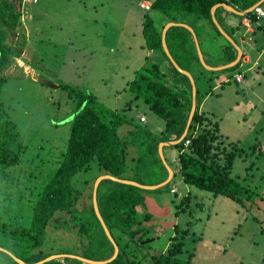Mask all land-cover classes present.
Returning a JSON list of instances; mask_svg holds the SVG:
<instances>
[{
	"label": "trees",
	"instance_id": "obj_1",
	"mask_svg": "<svg viewBox=\"0 0 264 264\" xmlns=\"http://www.w3.org/2000/svg\"><path fill=\"white\" fill-rule=\"evenodd\" d=\"M224 1L236 5L240 11L253 4L248 3V0H153L150 10L164 16L165 20L157 26L155 17L144 15L142 32L145 43L148 49L157 52L164 60L147 59L123 90L130 92L136 105L143 102L157 118L164 121L160 132L156 133L149 124L128 116L126 111L131 108L130 102L118 110L107 107L90 92L62 85L68 89L75 110L69 121L66 146L57 156L54 169L41 181L37 179L40 174L34 169L27 175L25 183L23 178L6 186V170L20 163L23 151V143L16 136L15 124L10 120L1 96L6 82L4 70L11 60L20 55L15 54V46L7 42V37L18 26L21 11L17 9L16 2L20 4L21 0H0V264H7L2 257L9 259L11 264H20L14 256L27 264L46 258L48 255L41 251L25 257L18 249L23 246L27 252L40 247L49 223L56 229L64 227L77 230L83 236L88 243L87 249L95 254L79 256L105 260L113 255L114 246L95 214L92 201L77 208V202L86 188L79 190L75 186L76 176L95 164L98 174H110L144 185H155L165 180L167 169L159 155L158 145L171 138H181L189 121L192 93L190 80L174 66L162 46V29L168 22L185 23L189 18L192 19L190 23L200 20L215 27L211 8ZM245 14L252 22H256L251 11ZM165 34L169 52L183 70L191 71L194 64H199L193 36L188 28L173 24ZM229 46L223 52L225 63L235 59V52ZM10 56L13 59L10 60ZM200 71L199 74H203L204 70ZM203 95L197 94L198 102L188 124V133L174 144L179 151L181 177L186 184L194 185L213 196H226L244 206L256 195L260 196V192L231 175L234 160L243 153V149L238 148L237 143L226 142L227 137L220 132L218 121L199 110ZM124 124L132 126L128 136L119 132ZM186 139L189 140L188 144H185ZM16 143L17 147L14 146ZM131 147L135 156L131 154ZM248 167H253V163ZM98 174L91 181L85 180L88 191H92ZM170 183L168 181L160 187L146 189L111 178L99 182L96 189L98 209L118 246L116 257L101 264H141V260H145L144 264L191 263L193 253H188L187 258L180 257L184 244L181 239L171 241L160 254L149 255V258L140 255V241L148 240L146 234L149 227L144 223L151 218L145 209V193L158 192L163 188L169 191ZM14 185L17 188L16 202L7 200L6 196L7 189L12 190ZM189 196H183L187 202L190 201ZM88 197L91 199L92 193ZM183 203L186 202L181 201ZM138 206L143 208L142 212L137 210ZM64 212L68 217L63 215ZM175 214H178L177 208ZM174 227L176 229L177 224ZM180 231L182 237L192 233L190 222ZM70 254L74 256L60 257L59 261L51 260L59 264H97L85 262L75 253ZM49 262L45 260L40 264Z\"/></svg>",
	"mask_w": 264,
	"mask_h": 264
},
{
	"label": "rangeland",
	"instance_id": "obj_2",
	"mask_svg": "<svg viewBox=\"0 0 264 264\" xmlns=\"http://www.w3.org/2000/svg\"><path fill=\"white\" fill-rule=\"evenodd\" d=\"M23 1L22 10L16 2L17 9L21 11L18 26L7 37V42L15 46V54L20 55L14 60L10 56L11 62L4 70L6 82L1 93L9 118L15 124L16 136L23 143V151L20 163L6 170V186L23 178L25 183L27 175L34 169L40 174L37 179L41 181L54 169L57 156L66 146L69 121L75 110V103L66 89L69 86L92 93L110 108L120 110L130 102L131 108L126 111L128 116L136 120L137 114L144 112L149 121L156 118L162 125L163 120L157 118L146 104L140 101L136 105L130 92L123 89L135 76L133 66L139 64V60L145 57L143 52L148 51L146 43L142 42L144 15L155 17L157 26L165 20L164 16L156 11L143 10L140 7L142 0H100L102 7L98 6L97 0H91L96 2L95 11L88 5L68 8L71 2L66 0H53L50 4L43 2L40 9L32 10L39 4ZM152 1L143 0L141 4L150 6ZM255 1L248 0V3ZM260 23L264 24V19ZM208 36L206 33L205 37ZM202 48H210L215 55L221 53L220 47L214 45L206 48L202 45ZM149 56L147 59L150 60L162 58L154 51ZM36 77L57 86L49 87ZM231 85L236 87L239 84L233 80ZM237 89L240 90V86ZM214 97L209 98L205 105L214 103ZM204 112L207 115L205 108ZM249 126H252L251 121L236 122L232 124L233 131L237 132L236 140L227 136L226 142L237 143L238 148L243 149V153L234 160L231 175L239 182L256 188L260 196L256 195L242 206L218 195L215 202L220 198L225 200L216 204L212 200L216 196L209 198L212 194L194 185H186L177 175L170 183L172 188H177V194L172 195L166 188L151 193L161 202L165 200L169 208L155 218L153 224L146 225L149 227L146 235L151 241L141 240L146 242L139 247L140 255L149 258V255L160 254L171 241L181 239L184 244L180 257L194 254L190 264H264V134L260 130L253 132L254 128H260L258 125L248 129ZM251 163L253 167H248ZM97 174L98 168L93 164L89 170L77 174L75 186L84 190L87 188L85 180L91 181ZM7 192V200L16 202V185L12 190L8 188ZM187 194L190 195L188 202L183 197ZM169 198L174 201H168ZM91 199L85 194L79 198L77 208L93 202ZM181 201L186 203L181 204ZM176 208L178 214H175ZM63 215L68 217L66 212ZM189 222L193 232L182 237L180 230ZM174 223L177 224L176 229ZM87 245L77 230L56 229L49 223L40 247L25 252L20 246L18 252L30 257L41 251L59 261L60 257H73L70 253L94 255ZM2 259L11 264L9 259ZM51 259L47 264H54ZM144 263L145 260H141V264Z\"/></svg>",
	"mask_w": 264,
	"mask_h": 264
},
{
	"label": "crops",
	"instance_id": "obj_3",
	"mask_svg": "<svg viewBox=\"0 0 264 264\" xmlns=\"http://www.w3.org/2000/svg\"><path fill=\"white\" fill-rule=\"evenodd\" d=\"M11 1L14 2L17 0ZM51 1L53 0H38L35 4L39 5L32 7V10L40 9L43 2L50 4ZM142 1L141 3H143ZM66 2H71V5L67 6L71 9L76 8L78 5H88L90 9H93L95 11V1L66 0ZM97 3H99V7H102V2L100 0H97ZM141 3L140 7L145 10ZM263 3L264 0H256L249 8L244 11H240L236 5L229 3L228 1L218 3L211 8V18L215 27L200 20L194 21L192 24H190L192 20L190 18L188 21L185 20V23H183V21L182 23H175L177 25H183L186 28H188L189 26L193 29V31L190 30V32L193 36V42L199 60V64H194L192 70L188 71L189 75L184 73L190 80L191 84V110L196 109L198 102L197 94H204L199 103V110L204 112L205 108L207 111V116L211 117L213 120H217L219 123V128L220 126H222L220 128V132L225 137L229 135L230 137H232V140H236L237 136V132L233 131L232 129V124L236 122L246 123L247 121H251L252 126H249L248 129L250 127L258 125L260 128H254L253 132L257 133L260 130V133L264 134V24L260 23L261 20L264 19V17L262 19L256 20V22H252L250 20V17L246 16L245 14L247 11L251 10L252 6L256 4H258L264 10ZM23 4L24 1L21 0L19 4L21 10ZM61 4H64V1H62ZM169 24L173 25V22H168L165 24V26ZM164 29L165 28L162 29V40ZM206 33H209L208 37H205ZM202 36H204L205 38H201ZM200 38L203 41L202 43L200 42ZM208 40H210L209 44ZM142 42H145V40ZM207 44L209 46L214 45L216 47H220L221 53L219 54L217 52L218 54L215 55L212 54L210 48L208 50L203 49L202 45H204L205 48L209 47ZM228 46L235 52V59L229 63H225L223 62V52L224 48ZM147 50L148 51L143 52L145 53V57L139 60V64L133 66L134 73L141 66H143L148 58V55H150L149 57H151L152 50ZM201 69L205 70L206 73L204 71L202 72L203 74L200 75L199 72L201 73ZM237 75H241V77L237 78ZM233 80L239 85H236V87H232L231 82H233ZM239 86L241 88L240 90L237 89ZM213 96H215V102L211 103V106L208 105L209 107L206 106L205 104H208L207 101L209 100V98H212ZM225 100H229V102L226 103ZM141 117L145 118L143 122L149 124V127L152 131L158 133L162 130L164 121H161L162 125H160V120L156 118H153L149 121L147 115L144 112L138 113L136 119H140ZM188 120L189 124L191 117H189ZM188 124L181 138H183L188 133ZM224 125L228 126L225 127ZM131 128V125L124 124L120 128L119 132L123 136H128ZM179 140H174L171 138L170 140L165 141L162 147L159 148L158 145L159 155L167 169L165 180L168 179V181H172L177 175L179 176V179L183 181L180 174V165L178 162L179 151L174 147V144ZM130 150L131 154L135 156L134 149L131 147ZM100 175H103V173L98 174V177ZM169 187L170 188L168 192H170L172 195H175V193L178 191L177 188H172L171 185ZM171 189H174L175 191L172 192ZM93 190L94 182L92 197L94 193ZM185 190L187 191V189ZM83 194L88 195L87 188L83 191ZM83 194L82 197L84 196ZM217 196L215 197L211 195L209 196V198L215 197L214 199H212L213 202H215ZM217 200L218 201L215 203L221 204L225 199L220 198ZM168 201L174 200L169 198ZM162 202L161 199L153 196L150 192L145 193V209L151 214L150 220L145 222V225L153 224L155 218L162 216L165 212V209L169 208L165 200H162ZM137 210L139 212H142L143 208L138 206Z\"/></svg>",
	"mask_w": 264,
	"mask_h": 264
},
{
	"label": "water",
	"instance_id": "obj_4",
	"mask_svg": "<svg viewBox=\"0 0 264 264\" xmlns=\"http://www.w3.org/2000/svg\"><path fill=\"white\" fill-rule=\"evenodd\" d=\"M214 6H215V5H214ZM173 24H175V23H173ZM170 25H171V24L166 25V26L164 27L165 29L163 30V34H164V35H163L162 45H163V47H164V50H165L166 54L168 55V57L170 58L171 62L174 64V66H175L178 70H180L182 73H185V74L189 75V72H188V71L183 70V69H182V68H181V67H180V66L174 61V59L172 58V56H171V54H170V52H169V49H168V47H167L166 40H165V32H166V30L169 28ZM188 28H189V30L193 31V29H192L191 27L188 26ZM36 79L39 80V81H41L42 83H44V84H46V85L51 86V87H56V86H57V85L51 83L50 81H48V80H46V79H44V78L36 77ZM193 113H194V110H191V111H190V114H189V117L192 118ZM163 145H164V142H161V143L159 144V148L162 147ZM160 151H161V149H160ZM104 178H111V179L116 180V181H121V182H124V183H130V184L137 185V186H139V187L146 188V189H154V188L160 187V186H162V185H164V184H166V183L168 182V179H166L165 181H163V182H161V183H158V184H155V185H144V184H141V183H138V182H135V181L125 180V179H120V178H118V177H114V176H112V175H110V174H103V175H100L99 177L96 178V180L94 181V190H93L94 193H93V197H92V198H93V202H92V203H93V207H94L95 214H96V216L98 217V219H99V221H100V223H101V225H102V227H103V229H104L105 234L107 235V237L109 238V240L111 241V243H112L113 246H114V253H113V255H112L110 258L105 259V260H92V259H88V258H83V257H79V256H77V257H79L80 259H82V260H84L85 262H88V263H97V264L106 263V262L112 260L113 258H115L116 255H117V253H118V246H117V244L115 243L114 239L112 238V236H111V234H110V232H109V230H108V228H107V226H106V224H105V222H104V220H103V218H102V216H101V214H100V211H99V209H98V205H97L96 189H97V186H98L99 182H100L102 179H104ZM152 240H153V238H152ZM148 241H151V240L149 239ZM145 242H146V241H141L142 244H144ZM14 258H15L20 264H27L26 262H24L23 260H21V259L15 257V256H14ZM48 259H51V258L47 257L45 260H48ZM45 260H43V261H45ZM43 261H39V262H37V263H29V264H40V263L43 262Z\"/></svg>",
	"mask_w": 264,
	"mask_h": 264
},
{
	"label": "built area",
	"instance_id": "obj_5",
	"mask_svg": "<svg viewBox=\"0 0 264 264\" xmlns=\"http://www.w3.org/2000/svg\"><path fill=\"white\" fill-rule=\"evenodd\" d=\"M28 1L35 3L38 0H28ZM149 7H150L149 5L144 6L145 9H148ZM253 13L255 14L256 18H260V17L264 16V11L262 10V8L260 6H254L253 7ZM240 77H241V75H237V78H240ZM141 120H144V117H141ZM188 142H189V140L186 139L185 144H188Z\"/></svg>",
	"mask_w": 264,
	"mask_h": 264
},
{
	"label": "clouds",
	"instance_id": "obj_6",
	"mask_svg": "<svg viewBox=\"0 0 264 264\" xmlns=\"http://www.w3.org/2000/svg\"><path fill=\"white\" fill-rule=\"evenodd\" d=\"M29 2H30V1H29ZM142 6H143V5H142ZM254 6H259V5L256 4V5H254ZM254 6H252V8H251V10H250L252 13H253V7H254ZM150 7H151V5H150ZM150 7H149L148 9H145L144 6H143V8H144L146 11L150 10ZM262 10H263V9H262ZM263 11H264V10H263ZM253 14H254V13H253ZM254 16H255V14H254ZM263 17H264V16H262V17H260V18H256V16H255V19H256V20H259V19H262ZM144 119H145V118H144ZM140 120H141V118H140ZM141 121H144V120H141ZM35 263H37V262H35Z\"/></svg>",
	"mask_w": 264,
	"mask_h": 264
}]
</instances>
